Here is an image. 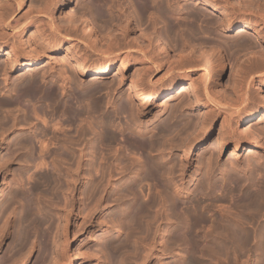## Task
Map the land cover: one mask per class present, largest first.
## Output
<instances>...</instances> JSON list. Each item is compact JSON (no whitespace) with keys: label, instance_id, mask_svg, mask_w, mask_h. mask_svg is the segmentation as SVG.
<instances>
[{"label":"bare ground","instance_id":"bare-ground-1","mask_svg":"<svg viewBox=\"0 0 264 264\" xmlns=\"http://www.w3.org/2000/svg\"><path fill=\"white\" fill-rule=\"evenodd\" d=\"M16 1L17 6L20 7L29 0H15V2ZM56 1L57 0H47V3L43 1V7L38 6L40 10L38 12L40 14H47L51 11L54 12L56 17L57 15L60 17L61 13L57 14L59 12L56 11L58 7ZM119 1L88 0V2L86 1V3L81 5L84 11L82 12V10H80L82 13H79L76 17L69 15L68 17L70 18L66 20V18L61 15L67 21L65 27L62 26L66 33L63 32L60 25H56L53 21L52 26H49V29H52V31L50 32L49 30L50 33L48 34V31L46 33L45 30L42 29H46L41 26L43 24L41 22L43 21L39 20V26L42 28L37 24L36 26L40 28H38V31H40L39 34L41 38L36 39L40 40V42L37 41L38 43L36 46L32 45V47L35 46V48H31L33 49L31 51H29V49L27 50V45L24 46L26 42H24V44L20 42V45L17 44L18 46L23 44L21 48H17L18 50L14 48L16 45L14 42L13 44L11 43L12 47H9L8 42H0V51L4 47L9 48L8 52L6 50L7 56L4 55L6 61L0 65V71L3 72L4 70V75L2 76H5L4 80L7 81L10 73L18 67L22 68L25 66L27 70L34 71L37 66H40L41 69L43 66L41 65L42 62L48 61V64H52L50 61L52 55L60 52L65 48L64 43H68L64 42L66 40L65 36H67L68 39L69 36H71L68 33L72 32L73 35L74 32V36L76 35L78 37V33L81 34V32H79L81 30L83 35H86L91 41L87 39L89 42H86L85 36L82 35L84 38L81 40L85 39V42H83L86 44V46H83L85 48L74 47L71 44L70 46H73V49L69 48L70 46L67 47V51L71 56V60L67 61L70 67H68V64V68H64L61 65L62 68H60V73L57 75L55 74L62 80L61 89L58 88V90L52 85L53 87L50 86L47 90L48 93L45 91L43 92L44 89L41 90V85L46 83L48 78L44 77V72V74H41V78L36 77V74L34 75V72H31L32 75L28 79H24L22 76L21 78L24 80L20 83H12L13 85L9 84V86H12L9 89V93L11 94V96L9 94L10 98L2 96L3 99L0 100L1 147L7 143L6 139L10 132L18 128L20 130H25L27 127L29 128L27 130L33 131V123L30 121L31 119L29 120L26 109H16L21 113V116L14 115L13 113L15 108L13 109L12 107L13 105L16 107L20 99L27 100L29 104L31 103L33 104L32 106H35V103L50 96L49 105L52 106V110H50V119L48 118L50 122H47L49 121L46 120L47 118L44 119V113V118L41 117L42 110L37 112L39 111V107L37 111L35 109L36 113L34 111L33 113L31 112L33 109L30 111L31 114H36L37 117H41V123L42 120H44V125L46 124L40 130V137H33L38 139L37 143H40V149L38 150L39 154L40 152L42 154L45 153L50 157V211L49 207H45L48 209V214L45 212L40 214L39 211L41 208L37 206L36 208L39 210L37 209V211H35L36 208L34 209L33 202L30 200V202H26V198L23 200L25 196L24 194V197L20 196L22 195V193H20L22 191L19 189H11V191L6 194H4L2 188L0 189V253L3 245L8 242V238L13 232H15L13 243L16 244L15 253L4 254L0 264H27L37 248L35 240H38L41 245L39 247L38 258L34 264H73L74 258L72 259L69 253V246L71 244L70 228L72 226L73 217L76 216L74 221L75 232H80L84 230L88 224H92L96 215L105 210V205L102 204V192L111 187L113 190L109 193L110 196L108 195V199H113L112 201L115 202V205L119 206V213L117 215L110 213L107 220H105V222H99L95 228L101 231L104 226L107 225L108 228L111 229L108 233L116 231L118 234L125 235L124 239L122 238L120 242L113 245L114 249H117V253L130 252L129 240L132 230L134 231H132L134 237L131 236L134 238H132L133 240L137 239L134 235L136 232H145V235L146 233H152L150 235H154L153 238L150 237V239L148 237L151 241L147 243H145V241V246L143 244L142 249L144 250L145 248V250H142V253H145H143V256L140 255L142 260H139L137 264H152L151 260L153 257L159 256L165 258L177 255H181L182 259L179 264H264V181L259 180V184H253L254 182L252 183V181L255 180L253 177L254 175H249L247 173L245 174V178H241L240 176L237 177L236 175L233 176L232 173H228L229 169L228 171L226 170L227 172L222 173L224 174V178H221L223 180L220 181L219 179L218 181V176L216 177L215 171L219 169L222 172L224 168H220L219 165L215 168L212 161L216 156L211 158L212 155L209 154L211 145L209 142L211 141L214 121L222 115H224L223 121L221 122L222 126L218 130L219 148L216 152L218 157L228 145H233L234 151L238 150L240 147L242 148L243 145H245L247 149L256 148L264 150V142H260V137L261 134L263 135L264 133V128L262 130L259 127L260 125L258 126L253 122L259 119L262 111L264 112V100L262 101L258 97V90H255L253 87L256 80L264 86V0H194L197 5L193 7L195 10L193 9V12L186 14L183 11L184 9L180 6L179 0H123L126 4L132 5L131 8L138 5L140 10L142 9V11L146 10L148 13L150 12V14H148L150 15V17H148L149 23H145L146 26H143L141 23L143 22L142 19L136 18L139 21L137 20L138 22L134 23V19L132 20L131 17L127 16L128 13L125 7L128 6H124L123 2H121V0ZM7 2H9V0ZM96 2H99L100 7L98 9L95 8V5H97L95 4ZM103 4L107 5L108 9L106 10L110 11V14L107 15L105 13L106 11H104V8L101 6ZM114 6L116 8L115 11ZM2 7L0 6V28L1 30H5V24L9 27L10 24L12 26L13 22L11 23V18L13 14L11 12H13L14 7L10 10L8 6L9 8L7 9H9L10 12L9 10L7 12V9L5 7V9H3ZM137 7L135 8L137 9ZM135 10L133 11L134 13ZM209 10L217 13V16H214L213 14L215 13ZM133 12L132 14H134ZM138 13L136 15H139ZM139 16H142V14ZM63 17L60 19L63 20ZM180 17H185V23L179 21ZM16 19L17 20L13 19L16 21V24L12 27L16 30L19 28L20 33L24 34L30 25L22 22L23 20H20V22L19 18ZM145 19L146 18L143 20ZM62 22L64 23L65 21L63 20ZM99 22L103 24V27L105 24H112L114 29L111 27L113 30L106 32L107 35H104L105 33L103 31V34H100L101 37L98 35V32L103 29L99 28ZM160 23L162 24L159 25ZM240 26L245 32L253 30L257 38H259L258 45L262 48L255 49L256 41L252 40V38L246 39L243 46H241V42V44H235V48L237 47L236 50H239L237 54L238 52L241 54L240 51L242 50H240V47L246 49H244L246 53L243 54V52V55H240L241 57L244 56L245 60L241 61L239 60L241 57H237V80L235 86L231 91L219 96L218 93H213L211 88L213 87V75L215 73H222L225 66L220 48V44H222L220 42H223L222 45H224V39L220 36V39H218L220 42L218 41V43L214 42L211 44V42L206 39L207 37L205 34L215 37L218 36V30L230 33L233 29ZM137 28H139L141 32L138 33L136 31ZM109 29L110 28L106 29V31ZM132 31L136 32V42H131V40L128 41V35ZM63 33L67 35H63ZM1 36H5L4 31L1 33L0 37ZM36 39L34 41H36ZM171 40L175 41L173 43L176 45L170 43ZM72 44L75 43L72 42ZM80 44L82 45V43ZM170 48L176 51V55L173 57L172 55L170 56ZM70 49H72V51H70ZM89 49L90 52L98 53H95L96 56L98 55L97 59L91 58L92 53L90 55ZM135 50L141 58L140 65L137 63L133 64L132 57L134 55L133 51ZM128 66H134L133 71H131L133 73V79L131 78L132 75H130L132 80L130 81L133 85L128 87L129 91L126 92V88L122 86V79L126 77L125 69L128 68ZM164 66L168 68L167 78L162 77L158 81H153L154 77L152 78V76L159 74ZM114 68H116L118 75L122 78H120L117 86L113 85L116 83L115 80H113L115 81L114 83L110 80V83H113L112 85H110V83L108 85L107 81H103V83L99 82L100 84L94 83V80H89L90 82H86L87 84L84 81L87 75H94V79L105 80L112 73V70H115ZM42 69L40 71H43ZM51 69H53V65ZM68 71L70 73H68ZM192 73H195L196 76H193ZM50 77L54 79L53 76ZM57 81H59L58 77L55 79V82ZM48 82H50V79ZM61 83L59 81V84ZM86 86L89 88L87 89ZM74 88L77 90L75 91ZM81 88L84 89L81 91ZM71 89L75 92L71 98L68 100L65 99L66 102L64 104L62 101H59L58 104L56 103L58 101H53L57 99V96H67L69 90V93H73ZM178 89L180 90L177 91ZM104 91L108 96L113 93V97L115 95L114 92L119 91V102L115 101L116 97L109 101L105 100V97L97 95L101 92L105 93ZM41 92H43V94H41ZM44 93H46V95H44ZM68 95L70 96L72 94ZM108 96L106 98H108ZM122 96L128 97L127 101L129 100V103L120 101ZM157 96H162V99L157 101L159 103L155 104L154 108L162 107L160 111H165V109L172 105V102L174 104L176 101V104H174L175 107H170V115L163 121H161V119V123L154 120L146 123V126H144L141 121L137 123V118L135 119V117L138 116L144 119L148 114L146 113L147 104L152 97ZM58 99L60 98L58 97ZM20 103L21 102H19V106ZM60 103L63 104H61L62 109H60ZM107 105L110 106L109 108H113L115 114L121 113L122 115L124 114V116L128 114L133 117L131 118L129 116L131 119L136 120L134 124L135 128L133 124V127L127 128L128 130L131 129L134 131H131L132 133H135V136L129 133V135L131 134L132 136L128 135L129 138L127 137V145L132 152L131 157L125 156L131 153L127 149L128 147L125 148L124 145L122 146L126 149L125 151H129L124 155L123 153L121 155V153L119 154L117 152V150L122 151V148L119 150L117 146L115 147L117 150L114 151L113 155L111 154L113 150H111V152L109 150V148H114L115 145L119 144L118 141L120 140H116L118 136L115 135L117 134L113 135L107 131L108 129H105L109 121V118L107 119L104 113L107 108L104 109V107ZM4 106L11 107L9 111L6 109L8 112L7 115V112L5 113L3 111ZM44 110L45 109H43V111ZM183 110H198L199 112L196 116H187V113L184 115ZM99 111H102L101 119L99 116V121H95L94 119L97 115L94 112L98 113ZM59 112H62L61 118H58ZM39 114H41V116ZM47 114L48 113H46V115ZM92 114L96 116L92 117ZM34 119L36 120L32 121L38 120L37 118ZM242 120L253 122L256 125L252 124L251 127L248 126L252 130L242 129L243 131L240 130L241 133H239L238 129L234 127ZM84 121L86 123L85 125L83 124ZM110 123L109 125H111ZM248 124L250 125V123ZM30 125H32V129L29 127ZM34 130L36 131V129ZM18 132L21 133V131ZM121 132L124 134L123 130ZM19 133H17V135ZM22 133L20 136L12 139L14 140L12 143L6 145L7 150H9L8 152L11 153V156L9 154L10 158H7L8 160L6 161L8 164L5 163L6 168H8L10 164H13V157L18 155L15 153H19L20 149L24 150L27 148L31 138L29 137L30 139H28L25 132V134ZM127 138H125V140ZM200 139L205 141L199 155L197 153V163L194 161L196 163L195 165H197L196 169H194L196 170V175L192 177V183L190 185L186 186L187 183L185 184L184 181L180 183L182 184V186H180L179 182L184 180L188 169L193 165V147H195L194 145H196ZM32 140L33 139H31V141ZM113 140H116L117 144H114V146L112 144V146H110ZM29 146H32V144L28 145V148ZM101 146H104V148L105 146H109L108 148L106 147L110 152L107 153L109 155L104 154L106 148L103 153L100 151L102 150ZM30 149L31 147L29 151ZM137 150L141 151L142 154L144 153V155L146 153V156L141 158L140 152H137L136 155L135 151ZM21 152L22 151H20V153ZM31 152L33 153V150L30 151V153ZM21 156L23 157V155ZM24 157H26V159L28 158L27 156ZM178 157L181 158L178 159ZM257 158L256 162L252 160L255 164H252L253 162L251 160L245 161L247 168L253 165L252 170H254L256 177V173L264 171V169L261 171L259 168L261 164H264V157L259 158L258 156ZM22 160L23 158L15 161H21L22 163ZM25 161L27 162L28 160ZM39 161L41 162V166H46L49 162H47V160L42 161V159ZM30 162L29 160V163ZM26 164H28V162ZM215 164H217V161ZM2 165L5 166L4 163ZM225 168L227 169V167ZM27 172L30 173V171ZM97 173L100 175H96L98 176L96 178L95 174ZM21 174L22 172H18L17 175L22 178ZM42 176L43 175H41V177ZM126 176H129V179L126 178ZM30 177L33 176L31 175ZM38 177L40 176L38 175ZM46 177L45 180H48ZM36 179L38 178L36 177ZM21 180H23V178ZM42 180L44 181V179ZM260 181L262 182L260 183ZM6 182V179L3 180V187H5ZM146 183L147 185L149 183L155 185V187L151 188H157L158 191L155 190L158 194H156V192V195L154 194L155 196L158 195L157 198H149L148 195V201H143L147 199L145 197L143 200L139 199L137 194H142L140 192H144V189H146L144 185ZM234 183L236 184L235 188L239 191V194L237 193L238 199L230 205H227L229 200L231 201V199H234L235 188L232 186ZM148 186L150 187V185ZM148 186L146 187L148 188ZM99 192L102 194L98 196ZM153 193L149 194L152 195ZM3 194L5 196H3ZM43 195L41 196L44 197ZM46 196L44 198L48 197ZM143 196H145V194ZM140 198L143 197L141 196ZM17 200L20 201L18 202L20 203L19 208L15 206ZM93 201H95L94 204L92 203L93 205H90ZM112 201L110 202L112 203ZM54 203L58 208V211L55 212L56 214L52 212L53 207L55 208V206H53ZM77 203L80 209L76 215L75 209ZM84 203L86 205L89 204L90 207L88 206L89 209H86L87 207L85 208L87 212L83 214L81 221L79 213H81V207ZM40 204L39 206H41ZM17 209H19L17 211L19 215L17 220H13V216H15V214L17 215ZM217 212H221V214L217 215ZM55 215L57 219H55ZM141 221L144 223V226L141 224ZM166 222L168 227L162 233V229L165 227L162 228V226ZM137 235L143 234L138 233ZM158 236H160L159 243L157 242L158 240L156 241ZM34 237H36V239ZM144 238L141 239L143 240ZM136 241L137 240H135V242ZM140 245V247L137 245L138 249H141L142 244L140 243ZM180 245H184V247L180 251H177ZM133 247L137 248L135 246ZM134 248L133 251H136ZM99 250L104 252L107 251L111 255V261L109 260V256L106 257L107 255L105 258L93 255L92 258L95 260H99L101 257L103 258L99 264H127L126 261L128 262V258L126 259L123 255L120 259V256H118L120 254L114 255L107 250V244L104 247H100ZM133 251L131 250V252ZM131 252L129 254H132ZM16 253L19 254L18 257H16L18 255ZM139 253H141V251H139ZM15 254L16 256H14ZM136 255L137 253L135 256ZM114 256L117 257L115 258ZM138 256L139 255L136 257ZM175 258L176 257H174V259ZM131 259L133 260L132 255ZM165 259L163 261H165ZM137 260L135 259V261ZM175 261H172V263H170L171 261H166L167 263L164 262V264H173ZM133 262L134 260L132 263ZM160 262L162 261L159 260V263Z\"/></svg>","mask_w":264,"mask_h":264},{"label":"rangeland","instance_id":"rangeland-1","mask_svg":"<svg viewBox=\"0 0 264 264\" xmlns=\"http://www.w3.org/2000/svg\"><path fill=\"white\" fill-rule=\"evenodd\" d=\"M2 1V2H1ZM8 0H0V6L3 8V9H7V8H9L10 10H11V8H13L14 7V10H13V12H11L12 14H13V16H12V18H11V23H12V26L14 27L15 26V24H16V21L15 20H17L16 18H19V21L20 20H23L22 22H25V23H27V24H29L30 26L28 27V29L26 30V32L24 33V34H21L20 33V31H19V28H17L18 30H16V29H14L12 26H11V24H10V27L9 26H7V24H5L4 26V28H5V30H1V28H0V30H1V33L4 31L5 32V36H1L0 37V42H8V45H9V47H12L11 46V43L13 44V42L16 44H14L15 45V47H14V45H13V47L14 48H21V46H23V44H24V42H26V44L24 45V46H26L27 47V50L29 49V51H31V50H33L34 48H35V46L37 45V43L38 42H40V40H37V39H39V38H41V36H40V31H38V28L39 27H45L46 29H44V28H42L43 30H45V32L47 33V31H48V34L52 31V29H49V26H52V23H53V21L55 22V24L56 25H60L61 26V29L63 30V32L65 31V29H64V27H65V24H67V21L66 20H68V18H70V17H68L69 15L70 16H72V17H76V15H79V13H82L84 10L82 9L83 8V6L81 7V5H83L84 3H86V1L88 2V0H57L56 2L58 3V7H57V12H59V13H57V14H60V17H59V15H57V17H56V15H54V12H51L50 11V13H47V14H40L38 11H40L38 8L40 7V6H42L43 7V1H45V3H47V0H43V1H41V0H29L28 2H25V3H23L20 7L19 6H17V1L15 2V0H9V2H7ZM12 1V2H11ZM117 1H119V0H117ZM241 1V0H240ZM243 1V0H242ZM120 2V1H119ZM121 2H123V4H124V6H128V7H125L126 8V12L128 13L127 14V16H129V17H131V19L133 20V22L135 23H137L139 20L138 19H142V21L143 22H141L142 24H143V26L145 25L146 26V24H148L149 23V18L148 17H150V15H148V14H150V12L148 13V11H142V9L140 10V7L138 6V5H136L135 7H137V9L135 8V7H133V8H131V6H130V4L128 5V4H126L125 3V1H123V0H121ZM127 2V1H126ZM2 3H4V4H2ZM128 3V2H127ZM95 4H97V5H95L94 7L96 8V9H98L100 6H99V2H96ZM179 4H180V6H181V8L182 9H184L183 11L185 12V14L186 13H190V12H193L194 10H195V8H193V7H195V6H197L196 5V2H194V0H179ZM11 5V6H10ZM9 6V7H8ZM39 6V7H38ZM104 9V11H106L105 13L108 15V14H110V11H108V10H106V9H108L107 8V5H105V4H103V5H101ZM239 6V5H238ZM5 7V8H4ZM41 7V8H42ZM61 8V9H60ZM137 10H135V9ZM9 9H7L6 11L8 12V10ZM135 10V13L133 12L134 10ZM194 9V10H193ZM10 10H9V12H10ZM80 10H82V12L80 11ZM116 10V8H115V6H114V11ZM138 10H139V13H138ZM16 11V12H15ZM61 11V12H60ZM131 11V12H130ZM141 11V12H140ZM209 11H212V10H209ZM130 12V13H129ZM132 12L134 13V14H132ZM139 14V15H141L142 14V16H139V15H136L137 13ZM143 12H144V14H143ZM213 12V11H212ZM211 12V13H212ZM75 13H77V14H75ZM115 13V12H114ZM213 13H215V12H213ZM50 16H49V15ZM73 14V15H72ZM131 16H130V15ZM145 14H147V15H145ZM217 13H215V14H213L214 16H217L216 15ZM52 15V16H51ZM61 15H63L65 18H66V20H65V18L63 17V16H61ZM144 15V16H143ZM17 16V17H16ZM54 16H55V18H54ZM137 16H139V17H137ZM53 17V18H52ZM59 17V18H58ZM62 17L64 18L63 20L66 22H62L63 20H61L62 19ZM142 17V18H141ZM53 20H52V19ZM61 18V19H60ZM136 18H138V19H136ZM144 18H146L145 20H143ZM13 19H15V20H13ZM38 19V20H37ZM42 19V20H41ZM39 20L40 21H43V22H41V23H43L41 26H39L40 24H39ZM138 20V21H137ZM148 20V21H147ZM147 21V22H146ZM179 21L180 22H183V23H185L184 21H186V19H185V17L183 18H179ZM21 22V21H20ZM100 24H99V28H101V29H103L101 32L99 31L98 32V35H102L103 34V31H104V35H107L106 34V32H108V31H111V30H113L114 28V26L112 25V24H109L108 23V25H104V27L102 26L103 24L101 23V22H99ZM146 23V24H145ZM36 24L39 26L38 28H37V26H36ZM63 24V25H62ZM162 23H160L159 25H161ZM44 25V26H43ZM48 25V26H47ZM62 26H64V27H62ZM102 26V27H101ZM109 26V27H108ZM113 26V27H112ZM66 27H67V25H66ZM107 27V28H106ZM113 29H112V28ZM140 27V26H139ZM13 28V29H12ZM52 28V27H51ZM108 29V28H110L109 30H107L106 31V29ZM40 29V28H39ZM41 29V30H42ZM243 28L240 26V27H237V28H235V29H233L232 30V32H230V33H225V32H222L221 30H218L217 32H218V36H215V37H211V35L209 36L208 34H205V36L207 37L206 39L209 41V42H211V44L212 43H218V39H220V36L224 39V45H222L223 44V42H220V43H222V44H220V48H221V51H222V55H223V59H224V62H225V66H224V69H223V71H222V73H215L216 74V76H215V74L213 75V78H212V82H213V87L211 88V91H213V93L215 92L216 94L218 93V95L220 96V95H222V94H225L226 92H229V91H231L232 89H233V87L235 86V83H236V80H237V76H236V70H237V66H236V64H237V57H239L240 55H243V54H245L246 52H245V48L244 47H240L241 49L240 50H242V51H240L241 52V54H239V52H238V54H237V51H239V50H236L237 49V47L235 48V44L236 43H240L241 44V46H243V44H244V42L246 41V39H248V38H252V40H254V41H256V44H255V49H261L262 47L261 46H259L258 45V41H259V38H257V35H256V33L253 31V30H249V31H243L242 30ZM15 30V31H14ZM49 30H50V32H49ZM62 30H61V32H62ZM18 31V32H17ZM138 33L139 32H141L140 30H139V28H137V30H136ZM219 31H221V32H219ZM8 32V33H7ZM16 32V33H15ZM79 32H81V34L80 33H78L79 34V36L77 37L76 35L74 36V32H73V35H72V32L71 33H68V34H70L71 36H69V39H68V37L67 36H65L66 37V40L64 41V42H68L67 44H65L64 43V47L65 48H63L60 52H58V53H56V54H53L52 55V58H51V62H52V64L51 63H49L48 64V61L47 62H42V64L41 65H43L42 67H41V69L43 70V71H40L41 69H40V66L38 67H36V71L34 70H32V71H30V70H27V67H25V66H23L22 68L21 67H18L16 70H14V71H12L11 73H10V78L8 77V79H7V81L6 80H4L5 78V76L3 77L2 75H4L3 74V72H4V70H3V72L2 71H0V89H2L3 90V93H2V90H0V100H2L3 99V97H5V96H7L8 98H10V96H11V94L9 93V89L12 87V86H9V84L10 85H13L12 83H20L21 81H23L24 79H28L32 74H31V72H34V75L36 76V77H40L41 78V74H44L45 76L44 77H47L48 79V81H49V79H50V82H46V83H43L42 85H41V90L42 89H44L43 90V92L45 91V92H47L48 93V89H49V87L50 86H54L55 88H59V89H61L60 87H62V80L60 79V77L59 76H56L58 73H60V68H62V67H66V68H68V67H70V65H69V63L67 62V61H69V60H71V56H70V54L68 53V51H67V47H69L70 46V44L71 45H73L74 47H81V48H85V47H83V46H86V44H84L83 42H85V39H83V40H81L82 38H84L83 36H85V38H86V42H89L90 41V39L89 38H87V36L86 35H83V32L80 30ZM1 33H0V35H1ZM13 35H12V34ZM15 33V34H14ZM20 33V34H19ZM64 33H66V32H64ZM63 33V35H67V34H64ZM220 33H221V35H220ZM7 34V35H6ZM84 34H86V33H84ZM3 35V34H2ZM8 35H10L11 36V38H10V36H8ZM19 35H21V36H19ZM83 35V36H82ZM100 35V36H101ZM31 36V37H30ZM82 36V37H81ZM135 36H137L136 35V32L134 31H132L129 35H128V41L129 40H131V42H136V39H135ZM21 37V38H20ZM24 37V38H23ZM73 37V38H72ZM75 37V38H74ZM77 37V38H76ZM79 37H81V38H79ZM102 37V36H101ZM219 37V38H218ZM6 38V39H5ZM37 38V39H36ZM7 40V41H5V40ZM36 39V41H34ZM74 39V40H73ZM78 41H77V40ZM87 39H89V41H87ZM222 40V39H221ZM10 41V42H9ZM38 41V42H37ZM139 41H141V40H139ZM234 41V42H233ZM20 42H22L23 44H21V46H18L17 44H19L20 45ZM72 42H74L75 44H77V45H75V44H72ZM91 42V41H90ZM173 42H175V41H173V40H171L170 41V43H172V44H175V43H173ZM28 43H30V44H28ZM36 43V44H35ZM80 43H82V45L80 44ZM227 44V45H226ZM32 45H35L34 47H32ZM176 45V44H175ZM222 45V46H221ZM226 45V46H225ZM17 46V47H16ZM72 46V47H73ZM25 47V48H26ZM71 46L69 47V48H72ZM73 47V48H74ZM224 47V48H223ZM258 47V48H257ZM31 48H33V49H31ZM72 48V49H73ZM8 49L9 48H3L1 51H0V65H1V63L3 64L4 63V61H6V57L5 56H7L6 55V53L8 52ZM72 49H70V51H72ZM245 49V50H244ZM6 50H7V52H6ZM18 50V49H17ZM236 50V51H235ZM244 50V51H243ZM89 52H90V49H89ZM134 53V55H133V64H138V65H140L141 64V58L139 57V55H138V52L135 50V51H133ZM136 52H137V54H136ZM244 52V53H243ZM91 53H92V55H91ZM95 53H97V52H95ZM95 53L94 52H90V55L92 56L91 58L92 59H97V57H98V55L96 56L95 55ZM243 53V54H242ZM98 54V53H97ZM5 55V56H4ZM172 55V57L173 56H175L176 55V51L174 50V49H171L170 48V56ZM70 56V57H69ZM137 56V57H136ZM241 57V56H240ZM137 58H139V59H136ZM5 59V60H4ZM53 59V60H52ZM136 62H135V61ZM239 60H245V57L244 56H242ZM238 60V61H239ZM46 61V60H45ZM139 61V62H138ZM241 61H239V62H241ZM22 63H23V61H22ZM69 66H68V65ZM52 65H53V69H51V67H52ZM61 65H62V67H61ZM65 65V66H64ZM68 66V67H67ZM133 67L134 66H132V67H130V66H128V68H126L125 69V78L124 79H122L121 78V76H119L118 75V71L116 70V68H114L115 70H112V73L107 77V79H105V80H98V79H94L95 78V76L94 75H87L86 77H85V83L86 82H90V81H92V80H94L93 82L94 83H98V84H100V83H103V81H107L108 83V85H109V83H110V80H115L116 81V83L115 84H113L115 81H113V83L111 82L110 83V85H114V86H117L118 85V83H119V81H120V78L123 80V88H126V92L127 91H129L128 89V87H130L131 85H133V83L131 82L132 80H131V78L133 79V73L131 72V71H133ZM37 68H39V69H37ZM44 69H45V71H44ZM1 70V69H0ZM69 70V69H68ZM70 71V70H69ZM68 71V73H70ZM187 71V70H186ZM44 72V73H43ZM47 72V73H46ZM167 73V74H166ZM56 74V75H55ZM218 74V75H217ZM27 75V76H26ZM53 76L54 77V79H51V77L50 76ZM130 75H132V77L130 76ZM166 75V76H165ZM167 75H168V68H167V66H164V68H163V70L159 73V74H157V75H153L152 76V78H153V81H158L159 79H161L162 77H165V78H167ZM192 75L194 76H196V74L195 73H192ZM23 76V78H21ZM58 77V80L60 81V83L61 84H59V81H57V82H55V79ZM131 77V78H130ZM156 77V78H155ZM17 78V79H16ZM4 80V81H3ZM90 80V81H89ZM131 80V81H130ZM6 82V83H5ZM53 82V83H52ZM100 82V83H99ZM104 82V83H105ZM132 83V84H131ZM7 84V85H6ZM87 84V83H86ZM106 84V83H105ZM106 84V85H107ZM180 84V83H179ZM4 86V87H3ZM52 86V87H53ZM113 86V87H114ZM87 87V86H86ZM253 87H254V89L255 90H258V97L263 101L264 100V86H263V84L262 83H259V81L258 80H256L255 82H254V84H253ZM4 88V89H3ZM5 88H7V89H5ZM89 87H87V89H88ZM58 89V90H59ZM82 89H84V88H81V91H82ZM181 89V88H180ZM180 89H178L177 91H179ZM6 90H7V93H6ZM74 90L76 91L77 89H75L74 88ZM85 90H86V88H85ZM85 90H83V91H85ZM75 91H72V89H71V92H73V93H69L70 92V90H69V92H68V94H72V95H68L67 94V96L65 95V96H63V97H60V96H57V99H54L53 101L54 102H56V101H58V102H56L57 104L59 103V101H62L63 102V104L66 102V100H68L69 98H71L72 96H73V94H74V92ZM120 91V90H119ZM119 91H112V92H114V97H116V99L113 97V93H112V95L110 94L109 96L111 97H109L108 96V94H106V92L105 93H103V92H101L100 94H97L98 96H102V97H105L104 99L105 100H113V99H115V101L116 102H119V100H118V97H119ZM43 92H41V94H43ZM6 93V94H5ZM116 93H118V94H116ZM9 94H10V96H9ZM106 94V95H105ZM44 95H46V93H44ZM48 95V94H47ZM3 96V97H2ZM49 96V95H48ZM108 96V98H106ZM58 97L60 98V99H58ZM49 98V99H48ZM48 98H45V99H48V100H45V99H41L39 102H42V103H39V102H37V103H35V106H32L33 104H29V102L27 101V100H24V99H20L19 100V102H21L20 103V106H19V102L16 104V107H15V105H13V109L15 108V110H13V113H14V115H19V116H21V113L19 112V111H17L16 109L17 108H21V109H26L27 110V114H28V117H29V120L33 123L32 125H33V131L31 132L30 130H27V129H29L28 127L27 128H25V130H20L19 128L17 129V130H15V131H13V132H10V134H9V136H8V138L6 139V141H7V143L3 146V147H1V143H0V189L2 188L3 189V191H4V194H6V193H8V192H10L11 191V189H16V190H20V191H22V192H20V193H22V195H20V196H22V197H24L23 198V200L26 198V202H30V201H32L33 202V206H34V209L36 208V206L38 207V208H41L40 209V211H39V213L40 214H43L44 212L45 213H47L48 214V209H46V208H48L49 207V211H50V168H51V163H50V157H48V155H46L45 153V156H44V154H42L41 152H40V154H39V149H40V143L38 142L37 143V141H38V139H36V138H34L35 136H39V134H40V130H41V128L43 127V126H45L44 125V120H42V123H41V121H40V118L41 117H43L44 118V116H45V118L44 119H46V120H49L50 119V116H51V112H50V110H52V106L51 105H49V100H50V96L48 97ZM56 98V97H55ZM110 98V99H109ZM7 99V98H6ZM62 99V100H61ZM66 99V100H65ZM121 99H123V100H121ZM121 99H120V101H125V102H127V103H129V100L127 101V99H128V97L126 98V96H122L121 97ZM160 99H162V96H157V97H152L151 98V100H150V102L147 104V106H146V113H148L145 117H144V119L143 118H139L138 116L137 117H135V119L137 120V123H139L140 121L143 123V125L144 126H146L147 124L146 123H148V122H151L152 120H154V121H156V122H160L161 123V121H163V120H165L169 115H170V113H171V108L173 107H175L174 106V104H176V101L175 100H173V101H175V103L173 104V102H172V105H170L167 109H165V111L164 110H161L160 111V109L162 108V107H160V108H154V106H155V104H157V103H159V102H157V101H159ZM56 100V101H55ZM118 100V101H117ZM27 101V102H26ZM153 101V102H152ZM164 101V100H163ZM161 103V102H160ZM171 103V102H170ZM48 104V105H47ZM62 103H60V105H61ZM62 104V105H63ZM18 105V106H17ZM62 105H61V108L60 109H62ZM6 106H4V109H3V111L6 113L7 112V110L9 111V109L11 110V107H6ZM32 107V108H31ZM36 107V108H35ZM39 107V108H38ZM51 107V108H50ZM107 107V108H106ZM110 106H105L104 107V109L106 110L104 113L106 114L105 116H107L106 118L109 120L108 121V124H107V126L105 127V129L108 131V132H110L111 134H117V135H115V136H118V137H116L117 139L116 140H120V141H118V143L119 144H117V141L116 140H113V142L111 143V145L110 146H112V144H113V146H114V144H117V145H115L114 146V148H109V150H110V152H111V150H113V152L111 153L112 155L114 154V151L115 150H117V148L120 150L121 148H122V151H125L126 149V147H128V135H129V133H132V132H134V131H132L131 129L130 130H128L129 129V127H133V125L135 124V122H136V120H134V119H131V118H133L131 115H128V114H125L126 116H124V114L122 115L121 113H118V114H115L114 112H113V108L111 107V108H109ZM171 107V108H170ZM31 108V109H30ZM37 108H38V110L39 111H37ZM7 109V110H6ZM33 109V110H32ZM35 109H36V111L37 112H40V110H42L41 111V114H42V116H41V114H39L41 117H37L36 116V114H31V112L33 113V111L36 113V111H35ZM43 109H45L44 111H43ZM154 109H156V110H154ZM6 110V111H5ZM32 110V111H31ZM160 112H159V111ZM169 110H170V113H169ZM15 111V112H14ZM31 111V112H30ZM104 111V110H103ZM112 111V112H111ZM184 111V110H183ZM187 111V112H186ZM4 112H3V115H4ZM50 112V113H49ZM100 112V111H99ZM96 113V112H94L96 115H93L92 114V117L93 116H96L95 117V121H99V116H100V119H101V116H102V111L100 112V113ZM106 112H109V113H106ZM199 111L198 110H185L184 111V115H186V113H187V116H196L197 115V113H198ZM17 113V114H16ZM19 113V114H18ZM43 113H44V116H43ZM46 113H48L47 115H46ZM61 113L62 112H59V114H58V118H61ZM160 113V114H159ZM166 113H168V114H166ZM8 114V112L6 113V115ZM31 114V115H30ZM100 114V115H99ZM114 114H115V116H114ZM49 115V116H48ZM109 115V116H108ZM116 115H118V116H116ZM48 116V117H47ZM112 118H111V117ZM128 116V117H127ZM131 118H130V117ZM155 116V117H154ZM223 116L224 115H222L220 118H217V119H215V121H214V127H213V131H212V136H211V143L209 142V144H211L210 145V151H209V154L210 155H212L211 156V158H213L214 156H216V158H214L213 159V161H214V163H213V161H212V164H214L213 166L215 167V168H217V165H219V167L220 168H224L223 169V171L221 172L219 169H217L216 171H215V175H216V177L218 178V181H219V179H220V181L221 180H223V179H221V178H224V174H222V173H224V172H227L228 171V169H229V171H228V173H232L233 174V176H237V177H241V178H245L246 177V175L245 174H249V175H254L253 177H254V179L255 180H253L252 181V183L253 184H259V180H262V181H264V171H262V169H264V164H259L260 166H259V168H260V170L263 172V175H262V172L261 173H256L257 174V177H256V175H255V173H254V170H252L253 168V165H252V167H249V168H247V166H246V164H245V161L247 162V160H255V162L257 161L256 159H258L257 157L259 156V158H263L264 156V150H261V149H256V148H246V146L245 145H243L242 146V148L240 147L238 150H236V151H234V146L233 145H228V146H226L225 148H224V150H223V152L222 153H220L219 154V157H218V155H216L217 153V150H218V148H219V139H218V137H219V129L221 128V126H222V121H223ZM264 112L262 111L261 113H260V116H259V119H257V120H255V121H253L254 123H256L262 130H263V128H264ZM114 117V118H113ZM161 117V118H160ZM33 118V119H32ZM34 118H37L38 120V122L37 121H32V120H36V119H34ZM49 118V119H48ZM98 118V119H97ZM110 118H111V120H110ZM160 118V119H159ZM261 118V119H260ZM263 118V119H262ZM93 119V118H92ZM162 119V120H161ZM113 120V121H112ZM133 120V121H132ZM161 120V121H160ZM217 120V121H216ZM40 121V122H39ZM36 122V123H35ZM47 122H50V120L49 121H47ZM110 122H112V123H110ZM116 122V123H115ZM134 122V123H133ZM253 122H247V121H239V123L238 124H236L235 125V129H238V131H239V133H241V131H243L242 129H251V128H249V127H251V125L252 124H254ZM39 123V124H38ZM109 123L111 124V125H109ZM115 123V124H114ZM248 123H250V125L248 124ZM83 124L85 125L86 123H85V121L83 122ZM112 124H114V125H112ZM129 126H128V125ZM133 124V125H132ZM256 124H254V125H256ZM32 125H30L29 127L32 129ZM34 125H35V127H34ZM116 125V126H115ZM237 126H238V128H237ZM249 126V127H248ZM39 127V128H38ZM112 127V128H111ZM118 127V128H117ZM120 127H121V129H120ZM125 127V128H124ZM240 127V128H239ZM248 127V128H247ZM114 128V129H113ZM117 128V129H116ZM128 128V129H127ZM134 128H135V125H134ZM34 129H36V131H37V133H36V131L34 130ZM38 129V130H37ZM114 130V131H113ZM123 130V132H124V134L121 132ZM241 130V131H240ZM252 130V129H251ZM18 131H21V133L22 134H25V135H27V137H28V139H33L32 141H31V139L29 140V142H28V145H31L32 144V146L34 147H32V146H29V148L31 147V149H30V151H32L33 150V153L31 152L30 153V151H29V148H28V145H27V148H28V150H27V148L26 149H24V150H21L20 149V151H22L21 153H20V151H19V153H15V154H18L17 156H16V158H15V156L13 157L14 159H13V164H10L9 166H8V168H6V165H5V163L6 164H8L6 161L10 158V156H11V153H9L8 151L9 150H7V147H6V145H8V144H10V143H12L14 140H12V139H15V137H17V136H20L21 135V133H19ZM116 131V132H115ZM132 131V132H131ZM25 132V133H24ZM17 133H19L18 135H17ZM28 133H29V135H28ZM31 133H32V135H31ZM36 133V134H35ZM13 136H12V135ZM35 134V135H34ZM134 136H135V133H132ZM122 135V136H121ZM131 135V134H130ZM129 135V136H130ZM218 135V136H217ZM263 135H264V133H263ZM262 134H261V139H260V142H264V136H263ZM11 136V137H10ZM34 136V137H33ZM132 136V135H131ZM12 137H14V138H12ZM30 137V138H29ZM40 137V136H39ZM128 137V138H127ZM176 137V136H175ZM263 137V138H262ZM38 138V137H37ZM120 138V139H119ZM125 138H127L126 140H125ZM11 141H10V140ZM36 139V140H35ZM263 139V140H262ZM262 140V141H261ZM204 141L205 140H203V139H200V141H198L197 143H196V145H194L195 147H193V152L192 153H194V160H193V165H191V167L188 169V171H187V173H186V176H185V178H184V180H181L180 182H179V184L180 183H182V182H184L185 184H186V186H188V185H190L191 183H192V177L194 176V175H196V170H194V169H196V166L197 165H195L196 163H197V157H198V155H199V153L201 152L200 150H202V148H203V146H204ZM31 142V143H30ZM30 143V144H29ZM123 143H125V144H123ZM199 143V144H198ZM34 144V145H33ZM38 144V145H37ZM36 145V146H35ZM122 145H124L125 146V148L122 146ZM117 146V148H115ZM102 147V150H100V147H99V150L100 151H102V153H103V151L105 150V148L107 147V146H105V148H104V146H101ZM109 147V146H108ZM107 147V148H108ZM202 147V148H201ZM38 148V149H37ZM106 148V151H104V154H107V153H110L109 151H108V149ZM246 148V149H245ZM124 149V150H123ZM129 151H130V148L128 147L127 148ZM27 151V152H26ZM121 150L120 151H118L117 150V152L120 154L121 153V155H122V153H123V155L124 154H126V153H128L127 151H125V152H122ZM38 152V153H37ZM136 152V155H137V152L139 153L140 152V156H141V158L142 157H145L146 156V153H145V155H144V153L142 154L141 153V151H139V150H137V151H135ZM130 155H125V156H128V157H131V155H132V152L130 151ZM197 153H198V155H197ZM9 154H10V156H9ZM29 154V155H28ZM142 154V155H141ZM21 155H23V157L21 156ZM39 155H40V157H39ZM107 155H109V154H107ZM144 155V156H143ZM177 155V154H176ZM209 155V156H210ZM18 156H21L22 158H23V160L25 159V160H28L27 162H28V164H26L27 162L24 160H22V163H21V161L19 162V161H15V160H20V159H22L21 157H18ZM24 156H27L28 158L26 159V157H24ZM48 158H47V157ZM32 157V158H31ZM39 157V158H38ZM43 157H44V160H47V164H46V166H44V165H42L41 166V162L39 161V160H41L42 159V161H44L43 160ZM46 157V158H45ZM218 157V158H217ZM249 157H250V159H249ZM256 157V158H255ZM8 158V159H7ZM34 158V159H33ZM36 158V159H35ZM181 157H178V159H180ZM217 159V160H216ZM29 160L31 161L30 163H29ZM40 163H39V162ZM196 163H195V162ZM217 161V164H215V162ZM219 161V162H218ZM237 161H238V163H237ZM19 162V163H18ZM39 164H38V163ZM236 162V163H235ZM253 162V163H252ZM251 163L252 164H255V162L254 161H252ZM4 163V165L5 166H3L2 164ZM15 163V164H14ZM25 163V164H24ZM39 165V166H41V167H39L37 164ZM235 164V165H234ZM38 167H37V166ZM223 165H224V167H223ZM28 166V167H27ZM222 166V167H221ZM26 167V168H25ZM37 167V168H36ZM225 167H227V169L225 168ZM247 169H246V168ZM29 168V169H28ZM251 168V169H250ZM6 169H8V170H6ZM37 169V170H36ZM42 169V170H41ZM246 169V170H245ZM249 169H250V171H249ZM30 171V173L29 172H27V171ZM225 170V171H224ZM227 170V171H226ZM248 170V171H247ZM252 170V171H251ZM48 171V172H47ZM16 172V173H15ZM18 172L19 173H21L22 172V174H21V177L23 178V180H21L22 178H20V174L19 175H17L18 174ZM32 172H33V174H32ZM42 172V173H41ZM246 172V173H245ZM44 174H45V176H44ZM48 174V175H47ZM191 174V175H190ZM258 174H260V175H258ZM16 175V176H15ZM33 176V177H30V176ZM35 175V176H34ZM38 175L40 176V177H38ZM41 175H43L44 176V178H43V176L41 177ZM96 175H100L99 173H97V174H95V176ZM18 176V177H17ZM47 176V177H46ZM98 176H96V178L98 177ZM117 176V175H116ZM115 176V177H116ZM223 176V177H222ZM17 177V178H16ZM36 177L38 178V179H36ZM45 177L46 178H48V180L46 179L45 180ZM129 176H126V178H128ZM195 177V176H194ZM16 178V179H15ZM28 178V179H27ZM29 178H31V179H29ZM44 179V181L42 180V179ZM216 178V179H217ZM260 178V179H259ZM6 179V181L8 182H6V185H5V187H3V180H5ZM129 179V178H128ZM189 179V180H188ZM41 180V181H40ZM47 181V182H46ZM187 181V182H186ZM191 181V182H190ZM262 181H260V183L262 182ZM45 182V183H44ZM9 184V185H8ZM34 184V185H33ZM249 184V183H248ZM148 185H150V187L148 186ZM147 185V183L144 185V187L146 188V189H144V192H140V191H138V192H140V193H142V194H137L138 195V197H139V199L141 200H143V199H145V198H147V199H145V200H143V201H148V197L150 198H157L158 197V195L157 196H155L156 194H158L157 193V188H151V187H155V185L153 184L152 185V183H149ZM235 183L234 184H232V186L235 188ZM146 186H148V188L146 187ZM180 186H182V184H180ZM13 187V188H12ZM35 187V188H34ZM21 188V189H20ZM152 189V191L154 192H152L151 191V189ZM254 188H255V186H254ZM237 188H235V193H234V199H231V201L229 200L228 202H227V205L229 204H231V203H233L235 200H237L238 199V195H237V193L239 194V191H238V189L236 190ZM112 187L111 188H109L108 190H106V191H104V192H102V193H98V196H99V194H102V196H103V201H102V204H104L105 205V210L103 211V212H100V213H98L97 215H96V217L94 218V222L92 223V224H88L85 228H84V230H82V231H80V232H75V230H74V221H75V217L76 216H74L73 217V221H72V226H71V228H70V238H71V244H70V246H69V253H70V255H71V257H72V259H73V264H99L100 263V261H102L103 260V258H105V256L106 257H108L109 256V260L111 259V255H110V253H108L107 251H100L99 250V248L100 247H104L106 244H107V250H109L110 252H112L114 255H117V254H120V255H118V256H120L119 258L121 259V257H122V255H123V257H126V259L128 260V262L126 261V263L128 264H137V263H139V260H142V257L141 256H143V253H145V252H143L142 253V248H143V244H144V242L145 243H147V242H149V241H151L150 239V237H152L153 238V236L154 235H150V234H152V233H146V235H145V232H138L139 234H143V235H137L138 233L136 232V234H134L136 237H137V239H135V240H137L136 242H135V240H133L134 238V236H133V234H132V231H131V233H130V235L131 236H133V237H131L130 236V240H129V250H130V252H131V250L133 251V246H135V247H137V248H134V249H136V251L134 250L133 252H131L132 254H129L130 252L128 251L127 253L126 252H120V253H117V249H114V247H113V245L114 244H117V242H120V240L123 238H125V235H122V234H118L116 231H111L110 233H108L109 232V230H111V229H109L108 228V226L107 225H105L104 226V228L101 230V231H99V230H96V228L95 227H97V225L99 224V222H105V220H107V217H109V214L111 213V214H118L119 213V206H117V205H115V202H113L112 200L113 199H108L109 198V193L110 192H112ZM45 191V192H44ZM39 192V193H38ZM43 193V194H45V195H43V194H41V193ZM48 192V193H47ZM137 192V193H138ZM147 192H148V194H147ZM155 192H156V194H155ZM107 193V194H106ZM149 193H153L152 195H150ZM171 193H172V191H171ZM3 194V196H5ZM23 194H24V196H23ZM38 194V195H37ZM43 195L44 197L46 196L47 198H44V197H42L41 195ZM145 194V196H143ZM155 194V195H154ZM219 194H221V193H219ZM109 195V196H108ZM140 195V196H139ZM149 195V196H148ZM19 196V197H20ZM39 196V197H38ZM143 197V198H140V197ZM148 196V197H147ZM43 199H42V198ZM145 197V198H144ZM179 199H180V197H178ZM20 199V198H19ZM48 199V200H47ZM30 200V201H29ZM37 200H39V201H37ZM45 200V201H44ZM105 200V201H104ZM106 200H109V201H106ZM180 200H182V199H180ZM88 201V200H87ZM110 201H112V203L110 202ZM18 202H20V201H18L17 200V202H15L16 203V207L17 208H19V204L20 203H18ZM37 202V203H36ZM40 202H41V204H40ZM94 202L95 201H93V202H91L90 203V205H93L94 204ZM107 202H110V203H107ZM36 203V204H35ZM86 203H88V202H86ZM93 203V204H92ZM18 204V205H17ZM38 204V205H37ZM39 204L41 205V206H39ZM45 204V205H44ZM56 204L54 203V205L53 206H55ZM90 205L89 204H85L84 203V205L81 207V213H79V217H80V220H81V217L83 218V214H85L86 212H87V210H85V208L86 209H89L88 208V206L90 207ZM103 205V206H104ZM46 207V208H45ZM38 208H36V210L35 211H37V209ZM43 208H44V210H43ZM56 208V209H55ZM55 208L53 207V210H52V212H54V214H56L55 212H57L58 211V208L55 206ZM79 209H80V206H79V204L77 203V206H76V209H75V213H76V215L78 214V212H79ZM19 209H17L16 210V212L18 211ZM39 210V209H38ZM46 210V211H45ZM153 214V213H152ZM217 215H220L221 214V212L219 213V212H217L216 213ZM18 215H19V213L17 212V215L15 214V216H13V220L15 219V220H17V217H18ZM49 215H50V212H49ZM48 215V216H49ZM115 216V215H114ZM55 217V219H57V216L55 215L54 216ZM49 218H50V216H49ZM96 219V220H95ZM82 221V220H81ZM96 222V223H95ZM141 224H143V226H144V223L141 221ZM165 224V225H164ZM163 224V226H162V233H163V231L168 227V224H167V222L166 223H164ZM125 226H126V228H127V225L125 224ZM88 227V228H87ZM99 228H101V227H99ZM15 231V230H14ZM90 231V232H89ZM126 231V230H125ZM134 232V231H133ZM14 235H15V232H13L10 236H9V238H8V242H6V244H4L3 245V247H2V251H1V253H0V262H1V259H2V256L4 255V254H6V253H15V251H16V244H14L13 243V239H14ZM123 236V237H122ZM143 236V237H142ZM144 236H145V238L147 239H145L144 238ZM135 237V238H136ZM148 237L150 238V239H148ZM35 239H36V237H34ZM133 238V239H132ZM141 238H144L143 240L141 239ZM139 239H140V241H139ZM119 240V241H118ZM158 240V241H157ZM159 240H160V236H158L157 238H156V241L159 243ZM36 241V243H37V248H36V251L34 252V254H33V256H32V258L30 259V261L27 263V264H34V262L36 261V259L38 258V254H39V247H40V242L38 241V240H35ZM143 241V242H142ZM142 244V247H141V249L139 248L138 249V246L140 247L141 245H140V243ZM137 243V244H136ZM138 245V246H137ZM144 246H145V244H144ZM112 247V248H111ZM133 247V248H132ZM184 247V245L182 246V245H180V247L178 248L179 250H177V251H180L182 248ZM132 248V249H131ZM103 250V249H102ZM141 251V253H139V251ZM144 250H145V248H144ZM143 250V251H144ZM13 251V252H12ZM100 251V252H99ZM134 252H135V254L137 253V255H139L138 257H136L135 256V254H134ZM126 253V254H125ZM139 253V254H138ZM16 254H18V253H16ZM16 254L14 255V256H16ZM93 255H97V256H102L99 260H95L94 258H92L93 257ZM128 255V256H127ZM130 255V256H129ZM131 255L133 256V260H134V262L132 263V259H131ZM141 255V256H140ZM19 256V254L16 256V257H18ZM115 257V256H114ZM117 257V256H116ZM115 257V258H116ZM174 257H176L175 259H174ZM130 258V259H129ZM141 258V259H140ZM166 258V259H165ZM165 258H162V257H153L152 258V264H154L155 262V264H164V262L165 263H167L168 261L170 262V263H172V261H175V262H173V264H179V262H181V255H177V256H173V257H165ZM168 258V259H167ZM135 259L137 260V261H135ZM165 259V261H163ZM174 259V260H173ZM254 259V258H253ZM130 260V261H129ZM159 260L160 261H162V262H160L159 263ZM111 261V260H110ZM155 261V262H154ZM167 261V262H166ZM254 261V260H253ZM141 262V261H140ZM110 264H112V263H110ZM250 264V263H249ZM253 264V263H252Z\"/></svg>","mask_w":264,"mask_h":264}]
</instances>
